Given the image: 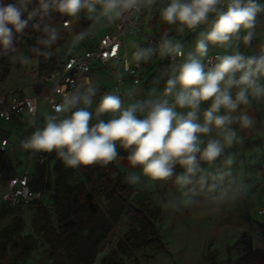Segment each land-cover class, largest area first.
Instances as JSON below:
<instances>
[{"label":"clouds","instance_id":"9594fccd","mask_svg":"<svg viewBox=\"0 0 264 264\" xmlns=\"http://www.w3.org/2000/svg\"><path fill=\"white\" fill-rule=\"evenodd\" d=\"M32 2L0 0V46L8 48L13 42V33H21L38 15L42 19L55 11L74 17L86 9L91 19L100 5L103 15L117 19L125 12L138 10L140 0H37L38 7L29 10ZM146 2L151 4L153 0ZM262 12L264 5L257 0H171L161 11V17L167 24L181 25V31L185 27L195 29L207 24L210 14H214L215 19L207 31L199 33L194 50L188 52L184 62L166 81L161 96L136 100L124 107L119 95H104L96 108L97 122L93 124L90 123L93 114L88 108L95 90L89 87L83 92L65 95L56 112L70 115L63 119L47 116L43 127L23 140L22 147L33 152L55 151L65 166L77 168L113 162L119 155V143L123 149H130L129 164L139 166L150 180L169 179L179 165L183 172L176 176L178 186L192 184L197 173H201L199 182L206 183L208 176L203 174L200 162L214 164L225 148L237 142V133L231 125L238 123L246 129L253 123L252 117L241 107L249 106L250 98L264 99V83H261L264 48L259 55L239 51L220 55L210 66L205 65L203 58L208 55L210 45H228L241 30L246 33L243 42L250 44L257 16ZM33 27L39 28V24ZM44 32L47 36L40 44L51 46L57 41L55 29L45 27ZM151 54V49L141 50L133 58L147 60ZM166 54L184 56L181 45L170 40L160 45V55ZM21 62L27 63L23 58ZM204 104L207 107L201 110ZM238 112L239 115H234ZM105 113H111L112 118L99 119ZM232 162L229 158L225 164ZM137 179L132 177L131 182Z\"/></svg>","mask_w":264,"mask_h":264},{"label":"crops","instance_id":"0c3cea01","mask_svg":"<svg viewBox=\"0 0 264 264\" xmlns=\"http://www.w3.org/2000/svg\"><path fill=\"white\" fill-rule=\"evenodd\" d=\"M257 2L264 5V0H257ZM97 7L102 13L100 5H97ZM164 8L165 0H155L148 15L150 25L155 32L178 41L180 37L177 36L175 26L167 24L162 20L161 11ZM96 13L91 15H95ZM89 15L86 11L85 16L89 17ZM118 19H109L104 15L97 25L98 39L114 34ZM214 19L215 17L210 19L208 26ZM85 23L90 22L86 21ZM196 30L198 29L194 31ZM253 32L254 41L246 55H259L261 49L264 48V12L258 14L257 26ZM61 34L72 38V44L78 43V50L81 52H86L95 47L98 41L86 38L83 35V24L80 23H75L72 29L64 31ZM78 36H82V38L78 39ZM128 46L129 57L132 61H135L133 58L134 54L139 51L136 46V38H129ZM30 50L28 47L22 48L20 46L5 56L6 62L10 65V71L7 78L0 82V97L11 99L13 97H20L21 94V97L43 95L50 90V84L44 82L42 77L56 67L44 69L45 66H41L40 59L31 57ZM233 52L234 50L231 53L233 54ZM44 53L51 55L52 51ZM212 53L226 55L219 50H208V54ZM67 54H65L63 59ZM21 58L26 60L27 63H22ZM142 62L145 78L148 72L144 70L143 59ZM158 62L165 63L169 61L160 59ZM169 63L171 76H173L175 69L179 65ZM149 66H153H151V62ZM2 70L3 65H0V73ZM31 71L34 74H31ZM261 83H264V80ZM98 84L104 89V93H102V96L98 100L100 102L102 97L107 92L109 93L115 85V77L109 67L96 64L88 86L82 87L79 92H83L89 87L95 88ZM144 84L143 82L139 93L145 99ZM165 85L161 87H165ZM96 90L99 89L97 88ZM250 100V105L242 106L241 110L247 112L252 117V126L245 129L241 128L238 123L231 125L237 133V142H234L231 147L225 148L221 157L214 164L209 165L203 161L200 162L201 168L204 170L203 174L208 176L204 184L199 182L201 173H197L192 178V184L183 188L178 186L175 183L176 176L183 172V169L179 165L174 168L173 176L169 179L153 181L144 175L137 176L136 174L141 168L139 166L132 167L127 158L118 156L114 160L122 174L128 173L130 175V178L125 181L134 187L132 204L137 206L140 202L148 201L152 203L153 207L161 209L162 216H160V220L162 221V225L160 232L166 247L162 251H152L149 249L146 252L145 250L133 251L130 255L121 254L118 259L123 258L125 264H132L131 260L133 259H137L139 264H149L147 256H151V264H159L160 260L162 264H207L208 260H211V257H213V253L218 251V247L222 246L225 248V246H228L227 236H231L233 233L234 235L240 234L241 232H247L252 235L255 249L264 248V238L260 233V225L264 222V218H261L264 215V183H260L255 194L252 195L249 174L251 163L250 151L252 148L257 147L255 146L256 143L258 144L262 141V144L264 142V99L256 100L250 98ZM251 105H256V109H251ZM202 106L201 110H203ZM43 109L47 113L56 116L57 119H63V116L53 113L49 106L41 101L38 114ZM239 114L238 112L234 115ZM67 115H70V113H67ZM27 116L32 115L24 114L16 116L13 122L3 124L5 137L10 141V153L14 151L15 144L13 140H16L19 134L21 135L25 132V127H20L17 120H24ZM101 117L104 120L112 118L111 113H105ZM212 135L215 136V133ZM246 154L247 157H245ZM229 158L233 162L231 165H226L225 161ZM132 177H137L138 179L135 182H131ZM212 185H215V187H212ZM260 209H263L262 216L257 213V210L259 211ZM256 222H259V225ZM132 224L135 223L130 217L127 215L122 217L106 243L102 245L101 253L95 264L101 263L104 258L109 256L112 250L118 249L120 241L125 238L131 229H134ZM47 260L45 264H49V257Z\"/></svg>","mask_w":264,"mask_h":264},{"label":"trees","instance_id":"16d2710c","mask_svg":"<svg viewBox=\"0 0 264 264\" xmlns=\"http://www.w3.org/2000/svg\"><path fill=\"white\" fill-rule=\"evenodd\" d=\"M4 2L11 3L14 0H4ZM35 7H38L37 0H33L29 5V10ZM62 16L64 15L55 11H51L42 19L38 15L29 21L28 26L21 33H13V42L8 48L0 46V65H3L0 82L7 78L10 71L5 55L23 46L30 36L35 38V42L38 41V37L46 38L44 28L52 29ZM33 24H39V28H34ZM29 48L31 57L40 59V61L52 55L40 53L32 46ZM143 61L145 71L149 72L156 68L155 71L161 78L159 85L164 86L171 77L170 63L158 62L154 56H149ZM150 62L153 63L152 67L149 66ZM129 152L130 149L121 148L118 156L127 158ZM13 163L11 153L0 149V175L3 178L17 175L13 174ZM45 167L41 164L31 181V186L35 191H46L47 189ZM77 173H80L84 180L74 185L71 179ZM55 176V182L50 189L54 196L56 221L41 200L35 202L37 209L33 216L35 231L50 246L49 264H95L101 253L102 245L106 243L116 225L125 215L134 220L139 229L138 231L131 230L120 241L118 249L110 252L106 264H116L115 260L121 254L130 255L133 251H142L145 248L160 251L166 249L158 227L160 216H162L161 209L153 207L148 201L140 202L137 206L132 204L134 187L123 180L120 169L114 161L107 165L93 164L70 168L59 159L55 166ZM99 198H104L107 202L104 209L98 201ZM17 211L18 208L0 209V222L9 215L15 216L13 224L0 232V261L15 255L11 264H27L33 251L32 238L28 237L24 242H20L13 237L19 234L25 225L22 219L16 217ZM260 233L264 238V222L260 225ZM133 236H135L133 243H128L127 239ZM244 262L245 264H264V248H251Z\"/></svg>","mask_w":264,"mask_h":264},{"label":"built area","instance_id":"2783aa9c","mask_svg":"<svg viewBox=\"0 0 264 264\" xmlns=\"http://www.w3.org/2000/svg\"><path fill=\"white\" fill-rule=\"evenodd\" d=\"M170 2L171 0H165V7ZM154 3L155 0L151 4H148L146 0H140L137 5L138 10L125 12L118 19L114 34L99 39L97 25L104 15L98 7L97 13L92 15L93 18L91 19L85 16L86 9H82L74 17L63 16L59 33L72 29L75 23L83 24V35L93 41L98 40L96 46L86 52H81L78 50V43L72 44V49L61 64L42 77V80L51 86L46 94L20 96L11 99L0 97V149L4 152H10L11 150L10 141L5 137L3 124L13 122L16 116L24 114L36 116L41 101L47 104L53 113L61 115L63 118L68 116L67 113L56 112V108L62 103L65 95L73 94L82 87L88 86L96 64L111 69L115 77V85L107 94L119 95L124 107L136 100H144L139 93L144 79L143 62L142 60L132 61L130 59L129 38H136V46L139 51L151 49V57L154 56L157 60L166 59L171 63L181 65L186 57L183 48L184 56L160 55V45L164 40H170L173 44H177V42H175V39L164 37L152 29L148 15ZM213 17L215 15L210 14L209 21ZM65 21H68V23L66 24ZM86 21L90 23H85ZM208 23L198 27H205ZM173 25L177 29L178 37L186 35L190 30L198 29V27L195 29L185 27L181 31V25L178 23ZM220 55L223 54H208L203 62L206 66H210L216 62V57ZM48 161L49 153H40L39 162L46 164ZM31 181L30 169H26L10 178H3L0 175V209L21 208L45 198L46 191H35L31 186Z\"/></svg>","mask_w":264,"mask_h":264},{"label":"rangeland","instance_id":"374dc122","mask_svg":"<svg viewBox=\"0 0 264 264\" xmlns=\"http://www.w3.org/2000/svg\"><path fill=\"white\" fill-rule=\"evenodd\" d=\"M62 19H63V16L61 20L57 22L56 24H54L52 27V29L56 30L58 34V39L57 41L53 42L51 46H41L38 43V41H40V38H38V41L35 42L34 41L35 38L32 36L28 37V40L25 41L22 46V48L24 47L29 48L30 46H32L36 48L38 51H40V53H44L46 51L47 52L52 51L53 54L51 53L52 55L50 58L44 61L43 60L41 61V64H42L41 66H45L44 69H47L49 67H58L60 63L62 62L65 54L69 53L72 47V42H73L72 38L63 36L61 34L62 32L59 33L61 22H63ZM209 27L210 25L209 26L206 25V27H202L200 29L198 28V30L196 31L190 30V32L180 37L178 41L175 40V42L179 43L181 47L184 49V51L186 52V54H188V52L194 50L195 42L199 37V33L207 31ZM245 34L246 33L243 30H241V32L239 33V36L233 37L228 45H225L223 47L210 45L209 50H219L226 55H230V53L234 50V52L239 51L246 55L248 53L249 48L252 46L254 39L252 38L250 44L246 45L243 42V36ZM253 37H254V32H253ZM51 47H53V49H51ZM152 65L153 63H151V66ZM155 69L156 68L151 69L148 72V75L144 78L143 82L145 83L144 89H145V94H146L145 99L149 97H154V96L159 97L163 93L164 87H161L159 85L161 78L159 77V74L156 73ZM31 74H34L33 71H31ZM97 88L99 90H96ZM93 89L95 90V95L92 97V104L88 108V111H90L93 114V119L90 121V123L94 124L97 122V117L95 113H96V108L99 105L98 100L102 96V93H104V89L101 88L99 84L96 85V87ZM168 99L171 102L172 97L169 96ZM206 107H207V104H204L202 106L203 109ZM251 109H256V105L255 106L251 105ZM47 116H53V115H51L50 113H47L46 110L43 109L39 112V114L36 117L27 116L26 119L24 120H21V121L17 120L18 125L20 127H25L24 129L25 132H23L21 135L19 134V137L16 140H13L15 144L14 151L11 152V155H13V159H14L13 174H19L25 171L26 169H30L32 179H34L35 175L37 174L38 168L41 165V163L39 162L40 152H33L31 150H25L22 147V141L27 139L32 134V132H34L37 128H42L45 122V118ZM99 119H103V118L99 117ZM261 142L262 141H260V143L258 144L256 143V145L254 144L257 147L252 148L250 151L251 163H250L249 174H250V182L252 185L251 187L252 195L255 194L256 189L258 188L260 183L262 182L264 183V142L262 144ZM117 149L118 151L121 149V146L119 145V143L117 144ZM245 157H247V154L245 155ZM58 160L59 158L55 151L49 153V161L46 164H44V166H46L45 167L46 168L45 184L47 186L46 196L45 198L41 200V202L48 207L54 221H56L54 198H53L54 196H53V193H51L50 186H52L53 183L55 182L54 181L56 177L55 176V166ZM245 169H247V167H245ZM136 175L142 176L143 175L142 170H139ZM122 178L124 181L128 180L130 178V175L128 173L126 174L123 173ZM82 180H84V177L80 173H77V175L71 179V182L72 184L75 185ZM98 201L104 209L107 204L106 200L104 198H99ZM36 209L37 207H36V204L34 203L29 206L18 208V211L16 214V217H19L20 219H22L25 225L22 231L13 237L20 242H24L26 239H28V237L32 238L31 245H32L33 251H32L31 258L27 262V264H45L48 261L47 259L50 255L49 254L50 252L49 244L35 231V228L33 226V216L36 212ZM262 210L263 209H260L259 211L257 210V213H259L260 216H262L261 215ZM261 218L263 219L264 215ZM14 219H15V216L9 215L4 220H2L0 222V232L3 229L7 228L9 225L13 224L12 222L14 221ZM134 223L135 224H132L133 225L132 227H134V229H131V230L138 231L139 226L136 224L135 221ZM256 224L259 225V222H256ZM161 225H162V221L160 220L158 223L159 229ZM227 237H228V241H227L228 246H225V248H223L222 246L218 247L217 249L218 251L213 253V257H211V260H208L207 264H245L246 263L244 262L245 256L248 254L251 248L255 249L253 246L254 239L252 235L248 234L247 232H241L240 234H236V235H234L233 233V235L227 236ZM134 239H135V236H133L130 239H127V242L132 244ZM144 250L146 252L148 249L145 248ZM149 250L155 251L154 249H149ZM14 256L15 255H11L8 259L4 261H0V264H11ZM107 258L108 256L104 258L103 261L99 264H106ZM150 259H151V256H147V262L149 264H151ZM115 261H116V264H125L124 262L125 260L123 258L121 259L117 258ZM131 261H132V264H139L137 259L135 260L133 259ZM159 264H162L161 260ZM171 264H177V263H171Z\"/></svg>","mask_w":264,"mask_h":264}]
</instances>
